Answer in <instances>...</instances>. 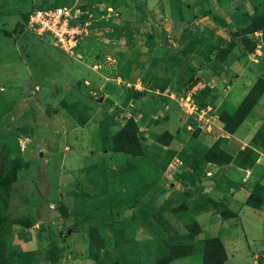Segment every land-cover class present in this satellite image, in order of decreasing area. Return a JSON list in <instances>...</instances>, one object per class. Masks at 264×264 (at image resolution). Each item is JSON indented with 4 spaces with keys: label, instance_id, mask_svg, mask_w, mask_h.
<instances>
[{
    "label": "rangeland",
    "instance_id": "obj_1",
    "mask_svg": "<svg viewBox=\"0 0 264 264\" xmlns=\"http://www.w3.org/2000/svg\"><path fill=\"white\" fill-rule=\"evenodd\" d=\"M0 3L17 12L0 15V168L16 170L12 241L32 251L12 264H264V0ZM56 4L83 29L69 52L20 16ZM128 118L147 156L116 226L135 242L97 220L101 260L73 211L102 165L133 158L103 147Z\"/></svg>",
    "mask_w": 264,
    "mask_h": 264
},
{
    "label": "trees",
    "instance_id": "obj_2",
    "mask_svg": "<svg viewBox=\"0 0 264 264\" xmlns=\"http://www.w3.org/2000/svg\"><path fill=\"white\" fill-rule=\"evenodd\" d=\"M59 6L62 5L56 4L51 7L40 8H55ZM3 7L4 5L0 3V15L17 13L15 7L8 6V9H4ZM32 8L33 7L31 6L27 13L20 15L26 22H28L29 16L33 11ZM258 98H260V96ZM256 102L257 98L251 100V95L247 99L248 107H251ZM109 111H111V109H108V112ZM236 115L237 114L234 113L231 117L227 118L225 122L226 130L229 132H235L244 119L241 116H238L239 119H237ZM135 125L136 123L134 119H126L124 125L120 127L112 137L103 143L104 148L130 154L133 158L130 157L125 164L120 165L116 170H108L102 165L98 175L95 177V192L93 194L85 193L76 196V209L73 211L75 218L74 225L78 229L85 227L86 231L90 234V252L93 258L101 260L103 258V255L98 248H100L101 245H104V235L96 226L97 220H106L105 229L107 228L114 231L115 239L118 240V243H121L122 241L128 243L135 242L134 237L128 230L116 226L118 215L122 214L125 208L133 207L138 203V200L135 199L137 195L136 190L138 188L135 190L133 181L134 177L140 173L143 158L147 156L138 141L137 127ZM255 139H257L256 135L253 140ZM206 150L209 152H215L217 150V142L211 147H207ZM248 152H250V149L245 151V153ZM238 163L239 165H245V162L242 160L238 161ZM15 179V169L8 170L6 169V166L0 168V264L19 262L21 256L29 255L30 252H32L23 250L19 244H14L12 241L11 223L6 213V209L11 195L10 186ZM82 200H85L89 207L88 213L86 214L79 208V203H81ZM132 200H135V203H132ZM136 230L137 228H135V233ZM147 239V237L143 238L142 241ZM137 244L141 245L140 243ZM124 248L127 250L128 246H124ZM166 256L168 258H158L156 256L153 264H166L172 259L178 257L173 252ZM139 264L143 263L139 261ZM220 264H222V262Z\"/></svg>",
    "mask_w": 264,
    "mask_h": 264
},
{
    "label": "built area",
    "instance_id": "obj_3",
    "mask_svg": "<svg viewBox=\"0 0 264 264\" xmlns=\"http://www.w3.org/2000/svg\"><path fill=\"white\" fill-rule=\"evenodd\" d=\"M75 16L64 6L35 8L27 24L39 35L50 34L55 45L69 52L78 45L83 29L74 22Z\"/></svg>",
    "mask_w": 264,
    "mask_h": 264
},
{
    "label": "crops",
    "instance_id": "obj_4",
    "mask_svg": "<svg viewBox=\"0 0 264 264\" xmlns=\"http://www.w3.org/2000/svg\"><path fill=\"white\" fill-rule=\"evenodd\" d=\"M212 139H214V138L212 137Z\"/></svg>",
    "mask_w": 264,
    "mask_h": 264
}]
</instances>
